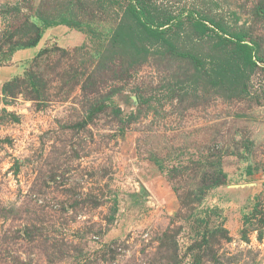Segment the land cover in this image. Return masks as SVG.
Returning <instances> with one entry per match:
<instances>
[{"label":"rangeland","instance_id":"1","mask_svg":"<svg viewBox=\"0 0 264 264\" xmlns=\"http://www.w3.org/2000/svg\"><path fill=\"white\" fill-rule=\"evenodd\" d=\"M149 1L245 26L247 92L158 44L102 58L117 4L0 2V65L37 48L0 83V264H264V0Z\"/></svg>","mask_w":264,"mask_h":264},{"label":"trees","instance_id":"2","mask_svg":"<svg viewBox=\"0 0 264 264\" xmlns=\"http://www.w3.org/2000/svg\"><path fill=\"white\" fill-rule=\"evenodd\" d=\"M76 7L96 6L101 10L117 4L122 13L114 31L109 35L101 57L125 55L135 62L142 61L150 51L148 44H158L179 56L189 58L198 73L206 68L221 79L214 86L226 87L229 95L247 92V80L257 69L260 56L259 44L250 36L245 26L231 25L223 15L198 14L186 11L174 14L160 2L149 0H69ZM45 27L58 23L81 28V22L72 21L64 15L58 21L37 13ZM82 30V29H80ZM39 39L40 34L37 35ZM130 38V39H129ZM133 38V41H130ZM204 42L206 53L201 54L190 47L193 42ZM35 44V42H34ZM33 45V44H32ZM130 54V55H129ZM228 81V82H227ZM242 81V82H241Z\"/></svg>","mask_w":264,"mask_h":264},{"label":"crops","instance_id":"3","mask_svg":"<svg viewBox=\"0 0 264 264\" xmlns=\"http://www.w3.org/2000/svg\"><path fill=\"white\" fill-rule=\"evenodd\" d=\"M6 0H0V2H3ZM56 30H60L65 32L64 26H54L48 29L47 33L49 34H54L56 33ZM37 52V48L35 47H29L26 49H20L17 50L13 55H12V60L11 63L8 65H0V83L12 78L15 75L20 74L23 69V65H25L26 61L28 59H31Z\"/></svg>","mask_w":264,"mask_h":264}]
</instances>
